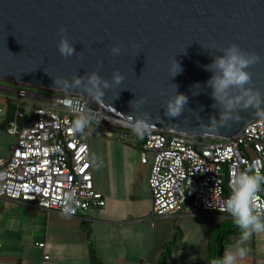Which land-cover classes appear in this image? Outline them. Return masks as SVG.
<instances>
[{"label":"water","instance_id":"water-1","mask_svg":"<svg viewBox=\"0 0 264 264\" xmlns=\"http://www.w3.org/2000/svg\"><path fill=\"white\" fill-rule=\"evenodd\" d=\"M61 35L74 47L70 56L58 51ZM231 43L261 57L247 67L251 83L246 86L264 96V0H0V79L82 93L88 103L74 100L72 109L94 119L102 113L127 127L147 113L151 130L225 139L260 118L249 108L230 128L207 124L210 116L218 117L220 106L205 83L214 70L204 65ZM113 45L121 47L119 55L111 53ZM173 60L182 69L175 75ZM116 70L123 77L119 84L111 82ZM93 71L110 81L102 103L85 91ZM77 76L82 83L72 86ZM54 77L70 86L55 88ZM238 91L233 87L229 94ZM176 93L188 99L181 116L170 118L164 106Z\"/></svg>","mask_w":264,"mask_h":264},{"label":"built area","instance_id":"built-area-1","mask_svg":"<svg viewBox=\"0 0 264 264\" xmlns=\"http://www.w3.org/2000/svg\"><path fill=\"white\" fill-rule=\"evenodd\" d=\"M15 92L22 98H40L53 104L14 101L11 116L0 105V119L7 114L6 130L16 137L11 154L0 153V199L32 203L49 213H64V207L71 204V212L65 214L72 216L105 206L103 192L95 187L89 143L98 120H105L102 113L93 120L91 131L78 133L70 122L80 111L72 106L74 100L88 103L84 94L56 91L49 95L23 86ZM111 122L104 136L126 141L130 127ZM140 157L142 163H151L149 219L153 223L157 217L177 213L228 216L220 208L238 172L250 168L264 172V118L251 120L238 134L225 139H199L150 129L142 139ZM67 192L72 193L71 201L65 199ZM253 205L264 214V186L256 193Z\"/></svg>","mask_w":264,"mask_h":264},{"label":"crops","instance_id":"crops-1","mask_svg":"<svg viewBox=\"0 0 264 264\" xmlns=\"http://www.w3.org/2000/svg\"><path fill=\"white\" fill-rule=\"evenodd\" d=\"M15 89L0 83V105L8 113L10 103L21 101L7 96ZM132 138H103L93 150L90 146L95 187L106 199L99 209L72 216L0 199V264H91L90 240L104 264H161L165 254L164 264H210L213 232L231 218L216 212L177 213L153 223L151 163L141 162L142 139ZM41 242L44 247L38 246ZM237 243L248 249L241 264H264V232L243 241L239 233L227 239L223 252Z\"/></svg>","mask_w":264,"mask_h":264},{"label":"clouds","instance_id":"clouds-1","mask_svg":"<svg viewBox=\"0 0 264 264\" xmlns=\"http://www.w3.org/2000/svg\"><path fill=\"white\" fill-rule=\"evenodd\" d=\"M63 33V26L59 28ZM58 51L63 56H70L74 47L70 40L61 35L57 44ZM113 55H119L121 47L113 45L111 48ZM261 60L256 52H245L236 43H231L222 49V55L216 56L211 64L204 65L206 69L214 70L212 76L205 82L212 91L211 97L220 106L217 116H210L208 125L213 129L230 128V122H238L242 119L240 111L252 108L254 115L264 118V96L258 89L250 85L251 77L246 70L251 64ZM170 68L171 74L175 75L181 71L180 65L173 60ZM123 77L119 70L113 72L111 82L119 84ZM54 87L67 89L69 81L61 77H54ZM85 91L95 102H104L103 89L108 88L110 81L102 79L98 72L93 71L87 77ZM72 86H79L82 83L80 77H73ZM196 86H199L197 82ZM233 87L239 89L235 95H230L229 90ZM142 99V98H141ZM187 96L184 93H176L164 106V114L167 117L175 118L181 116L184 106L187 103ZM68 103V101H66ZM138 103V102H137ZM135 105H133L134 107ZM94 117L90 112H77L71 120V128L78 133L91 131ZM98 123V122H97ZM151 123L148 114L136 115L130 122V129L138 138L143 139L150 131ZM98 166V165H97ZM264 186V172L259 169L250 168L240 171L235 176L231 190L224 198L220 211H224L231 218L232 223L240 229V240H247L254 233L264 232V214L253 205L256 193ZM65 199L71 201L72 193H65ZM64 213L71 212V204L63 209ZM222 217H218L221 219ZM248 254V249L241 244L229 245L220 257L213 258L210 264H241Z\"/></svg>","mask_w":264,"mask_h":264},{"label":"rangeland","instance_id":"rangeland-1","mask_svg":"<svg viewBox=\"0 0 264 264\" xmlns=\"http://www.w3.org/2000/svg\"><path fill=\"white\" fill-rule=\"evenodd\" d=\"M0 83L6 84L12 88H19L20 86H23V88H25L31 92H35V93H42V94H49V95H55L56 94V91L37 87V86H33V85H28V84H19V83H15V82L5 81L2 79H0ZM1 95H2V93H0V96ZM7 96H9L10 98H15V99L25 101V102L31 103V104H34V103L53 104L50 101H44V100H40V99H36V98H29V97L22 98L15 93H12V94L7 95ZM109 122H111V121L106 120V119L105 120H102V119L98 120V124L96 125V134L91 135L89 138V143H90L92 150H93L94 146L98 145V143H99L98 141H100L101 139H103V138L111 139V138L104 136V130L110 129V127H107V126H109V124H108ZM128 131H129V133H128L126 140H129L130 142H132V139H133L132 136L134 134L132 133L130 128H128ZM111 140H115V139H111ZM15 141H16V137L7 132L6 126L4 123V117H2V119H0V153L3 155H10L11 151H12V146L15 144ZM224 225L227 226V228L234 226V224L232 222L228 223V225H227V223H225L220 227L221 230L227 229V228H224L225 227ZM233 236H235V235L228 236L227 239L231 240L233 238ZM227 239L223 240L224 246H225Z\"/></svg>","mask_w":264,"mask_h":264},{"label":"trees","instance_id":"trees-1","mask_svg":"<svg viewBox=\"0 0 264 264\" xmlns=\"http://www.w3.org/2000/svg\"><path fill=\"white\" fill-rule=\"evenodd\" d=\"M13 104H9V116L12 115L13 112ZM5 126L7 125V120L4 121ZM231 219L229 220V223H231ZM221 226H219L218 228H216L213 232V238L211 240V244H210V256H211V260L213 258H217L220 257L223 254V249H224V245H223V240L227 239L228 236H232V235H237L240 233V229L237 226H233V227H229L227 230H221L220 228ZM89 249H90V261L91 264H104L102 259L100 258V256L98 255L96 248L93 244V242L90 240L89 241ZM168 259V255L165 254L164 257L162 258L161 264H164L166 262V260Z\"/></svg>","mask_w":264,"mask_h":264},{"label":"bare ground","instance_id":"bare-ground-1","mask_svg":"<svg viewBox=\"0 0 264 264\" xmlns=\"http://www.w3.org/2000/svg\"><path fill=\"white\" fill-rule=\"evenodd\" d=\"M104 118V117H103ZM104 119H106V118H104Z\"/></svg>","mask_w":264,"mask_h":264}]
</instances>
